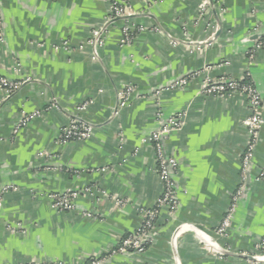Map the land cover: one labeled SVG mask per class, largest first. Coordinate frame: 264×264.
Masks as SVG:
<instances>
[{
    "label": "crops",
    "instance_id": "obj_1",
    "mask_svg": "<svg viewBox=\"0 0 264 264\" xmlns=\"http://www.w3.org/2000/svg\"><path fill=\"white\" fill-rule=\"evenodd\" d=\"M203 1L131 0L134 14L106 22L108 0H0V76L21 82L8 96L0 90V264H254L220 252L250 254L264 238V124L244 181L246 98L201 91L207 77L250 72L264 123V46H255L264 37V0H209L202 13ZM127 24L145 30L122 45ZM158 25L164 31L153 29ZM96 28L105 29L98 54L88 40ZM205 40L211 42L196 44ZM191 73L198 74L184 88L154 95ZM129 85L135 91L120 109L119 91ZM159 110L164 120L184 114L166 139L179 162V207L161 213L144 251L114 253L162 194L148 139L163 120ZM73 116L93 134L63 143ZM87 188L74 210L52 207L51 194Z\"/></svg>",
    "mask_w": 264,
    "mask_h": 264
},
{
    "label": "built area",
    "instance_id": "obj_2",
    "mask_svg": "<svg viewBox=\"0 0 264 264\" xmlns=\"http://www.w3.org/2000/svg\"><path fill=\"white\" fill-rule=\"evenodd\" d=\"M110 2V14L106 19V22H112L117 18H122L127 15H132L135 12L131 10L130 1L131 0H108ZM146 3H150L155 0H138ZM209 0H204L201 7V12H208L209 10ZM155 31H164L161 25L155 26L153 28ZM104 30L103 28H96L92 31L89 37V42L92 45L94 52L98 54V49H100L104 41ZM145 30L144 26H134L127 24L122 28V35L120 42L122 45H129L133 42L136 34ZM168 34V33H167ZM169 35V34H168ZM171 37V35H169ZM0 39H2V18L0 11ZM175 39V38H174ZM176 45L179 43L177 39L173 41ZM211 41L205 40L197 42L196 44H209ZM256 47L264 46V37L262 40L255 43ZM253 51H249V55L252 56ZM198 73H191L190 75L182 76L168 86L156 89L154 91L155 96H159L163 91L182 89L188 85L190 79ZM21 82L14 81L7 77L0 76V90L5 91L6 96L17 88ZM135 89L132 85H129L119 91V106L120 109L127 105V100L134 93ZM204 95L216 96V97H226L228 95H233L234 93H241L246 98L247 107L249 109V114L243 119V124L246 128L248 139L246 152L243 158V180H247V169L255 155L256 148L260 141V129L263 126V119L260 110L263 105L262 97L251 79L250 72H246L241 78L234 79L229 77H222L220 79H213L207 77L202 85V91ZM90 101L85 102L83 107H87ZM162 111H157V117L161 120ZM37 115L34 112L31 115H24L20 121L17 123L14 133L17 134L21 128L25 127L28 122ZM184 114L180 111L173 113L167 119H163L160 123L158 129H156L148 139L153 142L156 156H157V168L156 171L159 178L163 184L162 194L157 200L156 204L143 211V219L137 227V230L123 238L119 247L114 251L122 252L128 249H135L138 252L144 251V244L152 239L155 235V227L157 219L160 217L164 210L169 211L170 214L176 212L179 207V197L177 193V184L175 181V176L178 172L179 162L175 156L168 153L166 146V139L169 135L178 130L183 123ZM93 134V127L87 121L73 116L71 121L67 126L62 129L60 141L65 143L71 140H86L91 138ZM145 138L144 140H146ZM259 179H264V169H261L258 175ZM12 186H8L6 190H9ZM245 186L242 185L236 193L233 195V202L229 211L227 212L224 220L217 229L219 234L224 235L226 233L227 227L230 225L240 196L243 194ZM90 191L89 188L84 190H69L64 192H55L51 194L52 207L57 210L62 211H72L76 207V201L83 195ZM2 205V197L0 196V206ZM87 215H90L87 213ZM221 255L234 254L236 256H245L251 263L254 264H264V238H262L255 246V250L252 253L246 252H235L230 249H221ZM102 261H93L92 264H101ZM23 264H65L61 261L48 262V263H37L29 262Z\"/></svg>",
    "mask_w": 264,
    "mask_h": 264
},
{
    "label": "water",
    "instance_id": "obj_3",
    "mask_svg": "<svg viewBox=\"0 0 264 264\" xmlns=\"http://www.w3.org/2000/svg\"><path fill=\"white\" fill-rule=\"evenodd\" d=\"M218 33H219V31H218ZM218 33H217V34H218ZM217 34H216V36H217ZM257 36H259V35H257ZM257 36H255V38H256ZM257 38H258V37H257Z\"/></svg>",
    "mask_w": 264,
    "mask_h": 264
}]
</instances>
